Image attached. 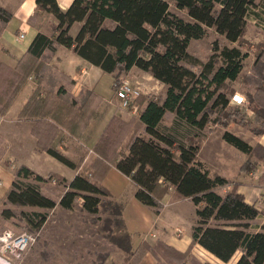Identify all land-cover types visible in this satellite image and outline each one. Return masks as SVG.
<instances>
[{"label":"trees","instance_id":"16d2710c","mask_svg":"<svg viewBox=\"0 0 264 264\" xmlns=\"http://www.w3.org/2000/svg\"><path fill=\"white\" fill-rule=\"evenodd\" d=\"M35 4L30 22L35 24L40 14H49L53 17L51 31L46 34L38 30L14 66L0 60V115L7 111L28 78H34L36 86L18 116L34 122L31 133L48 154L78 169L79 164L57 149L54 140L61 129L75 132L87 117L93 98H101L92 90L81 92L78 101L63 97L67 91L60 84L61 79L68 84L73 81L49 64L58 47L67 48L103 73L112 74L114 91L119 77L132 67L162 82L165 91L135 99L140 125L131 132L124 149L120 146L134 119L124 121L113 116L109 120L95 145L98 156L89 174L78 172L66 182L52 174L43 178L25 165L18 167L1 199L2 205H9L0 210L1 216L19 214L30 229L37 231L47 213L16 208L52 209L59 205L70 210L81 198L82 211L107 214L101 229L123 252L125 264H138L145 252L154 257L156 264H169L175 256H179L176 260L180 264H188L183 252L160 240L154 244L142 241L132 248L131 235L122 218L124 203L111 198L101 184V176L113 165L136 186L134 196L139 202L158 209L163 195L172 189L174 200L187 199L195 206L196 221L189 246L198 244L223 262L240 251L236 264H264V224L255 230L250 222L258 215L257 208L237 192L236 183L199 160L202 139L197 132L209 122L219 121L211 117L214 113L224 114L229 94L234 93L230 84L237 80L253 88L246 95L260 126L251 131L260 134L264 130V48L254 52L252 74L241 73L243 60L252 50L242 51L243 46H251L243 38L246 19L256 13L258 6L264 11V0H72L66 10H61L56 0H35ZM170 6L184 11L190 20L171 12ZM11 17L12 13L0 6V35ZM74 24H78V29L72 34ZM205 27L214 28L237 45L220 47L214 43L217 54L205 62L199 60L188 52V45L203 35ZM43 83L57 88L42 90ZM167 113L173 114L174 122L161 127ZM181 125L187 130L178 131ZM222 137L249 157L264 162V148L249 145L229 130H224ZM261 179L264 181V172ZM48 182L63 183L65 190L59 193L41 185ZM228 185L229 189L219 190ZM172 252L176 255L172 256ZM95 260L96 264H106V254L98 252Z\"/></svg>","mask_w":264,"mask_h":264},{"label":"crops","instance_id":"0c3cea01","mask_svg":"<svg viewBox=\"0 0 264 264\" xmlns=\"http://www.w3.org/2000/svg\"><path fill=\"white\" fill-rule=\"evenodd\" d=\"M71 1L72 0H56V3L61 10H66ZM0 6L12 13L11 19L0 35V60L10 66H14L27 49L38 30L46 34L50 33L41 29L37 19L35 24L31 23L29 20L36 11L35 0H0ZM46 17L51 24L53 22V17L49 14L46 15ZM77 29L78 24H74L71 28V33L75 34ZM20 33L24 34L23 38L18 37ZM245 40L253 43V40L246 36ZM254 52L253 49L248 51L247 57L243 60L244 64L241 71L243 75L252 74V64L256 59ZM245 61L249 63L247 64ZM49 64L54 67V70L58 74H64L65 77L73 81L71 84H68L65 79H61L60 84L66 88L67 93H70V95L74 97L72 99L75 101L79 99L77 95L86 90H92L101 97L100 99L93 98L92 105L87 111V117L82 121L83 123L75 132L69 133L63 129L64 132L60 131L54 140L55 147L61 150L71 160L77 162L79 167L78 169H72L39 147L36 138L31 133L34 122L30 119L19 118V111L36 84L34 79L28 78L24 86L12 100L7 111L3 115H0V135H2L6 143H8L4 158L0 160V199L4 197L9 185L14 179L16 169L21 165L27 166L31 171L43 178L52 174L64 179L66 182H69L78 172L88 173L92 162L96 156H98L95 152V145L109 120L113 116H119L124 121H128L136 113L129 109L124 110L119 108V101L115 98V91L111 97H106L97 91L95 87H93L92 78L96 73L103 72L99 67L90 64L71 50L63 46L58 47ZM133 69L134 67L129 71L132 72ZM144 74L154 79L149 73L144 72ZM109 75H111L113 79V75ZM113 81L114 79L112 80V85ZM160 87H165V85L160 82ZM55 111H58V109H55ZM249 131L248 135H242L236 132L232 133L242 138L251 146L256 145L257 147L264 148V130L260 134H255L251 130ZM64 142L72 143L73 148L69 150L68 147H64ZM203 146H205L204 143H202L199 149L198 158L206 163L211 171L218 173L230 182L236 183L237 192L243 195L247 203L253 204L257 208L259 213L254 219L250 220V222L253 228L258 230L259 227L264 224V181L261 179L264 172V162L257 159L255 156L249 157V155L232 145L227 146L229 148H227V151H224V146L222 144L219 145L218 150L216 147H209V150L205 151L206 155H209L207 159L206 157L200 156V152L202 148H204ZM50 183L52 182L43 183L41 185L48 186ZM101 184L110 192L111 198L124 203L122 218L131 235L132 248H136L142 241L152 244L156 240H161L179 251L188 249L192 239V226L196 221V214L191 221L187 235L184 234L182 228L168 231L166 227L159 226L161 230L158 234L152 231V229L156 227V221L162 220L167 214H170V216L175 217L177 220H181L182 215L179 205L182 204L183 201L189 202L187 199L174 200L172 198L173 190L169 189L160 200L162 204L160 208L156 209L145 205L139 202L134 196L136 186L126 175L121 173L113 165H109L106 172L101 176ZM229 187L228 185L222 188V191L229 189ZM59 188H61V186H59ZM131 206L138 212L142 211L145 213L148 211V208L154 209L156 212L154 220L149 214V211L148 215H144V223L146 225L148 224L149 229L145 236L137 242L132 240V233L128 227L130 219L125 216V213L131 210ZM193 209L195 213L194 205ZM148 236L154 237V240H148ZM191 249V255L197 261L201 262L200 259L202 255L214 262V264H236L240 255V251H236L229 261L223 262L198 244H194ZM153 263H155V259L149 252H145L139 262V264Z\"/></svg>","mask_w":264,"mask_h":264},{"label":"rangeland","instance_id":"374dc122","mask_svg":"<svg viewBox=\"0 0 264 264\" xmlns=\"http://www.w3.org/2000/svg\"><path fill=\"white\" fill-rule=\"evenodd\" d=\"M169 10L184 18L185 20H190L184 11L178 10L173 6H170ZM46 15L48 14H40L39 17H37V20L41 29L50 33V22L48 21ZM246 20L247 21L243 38L245 39L246 36L249 39H252L253 43H250L251 46L249 47L243 46L242 49L244 51H242L246 52L247 49H253L254 51H257L262 49L264 47L263 9L259 6L256 7V13H251ZM20 35L21 33L18 34L19 38L24 37L23 33L22 37H20ZM214 43H217V45H219L220 47H232L237 45L236 42L227 41L224 36L218 34L214 30V28L205 27L204 33L200 38L190 40V43L188 45V52L191 55L197 57L199 60L205 62L210 56L217 54L215 53L216 51L213 50ZM257 44H261L262 47H259V45ZM245 62L247 64L249 63L248 61ZM29 78H31L32 80L34 79L32 77ZM124 78L128 79L131 82H135L138 86H140V88L143 90L141 96H145L147 94H153V96H156L158 94H162L165 91V87H160V82L158 80H154L151 77H148V75L144 74L142 70L136 67H134L132 72L129 71L126 74H122L119 77V80ZM92 79L93 87H95L97 91H99L106 97L113 96V79L111 75L107 73H96ZM43 85L44 86L41 87L42 90H54L55 88H57V86L47 83H43ZM230 86L234 88V93H238L243 97V102L240 104L230 102V98L234 94L232 92L233 94H229V103L225 108L224 114L217 115L214 113L211 117V120H213V118H219V121L216 123H214L213 121L209 122L204 128L197 131L199 138L202 139L201 145L202 143L205 144V146H203L204 148H202L200 152L201 157L203 156L208 159L209 155H206L205 151H208L209 147H216V149L218 150L220 144L224 146V151H227V148H229L227 146L231 145L227 143L222 137L224 130L240 133L242 135H248V133L250 132L249 130H251L252 128H258L260 126V122L255 120L254 114L251 110L252 108L248 101L249 98L246 95L247 93H252V86L243 83L241 80L231 82ZM63 97L72 98L73 96H71L70 93H66L65 95H63ZM119 108L121 107L119 106ZM121 109L125 110V108ZM136 116L137 112L132 116V118L134 119L132 125L133 130L131 129L132 132L135 129H139L140 122L138 121ZM173 122V114L167 113L164 116L163 121L161 122V127H169L173 124ZM186 130L187 129L185 126H178V131L183 132ZM61 131L64 132L63 130ZM130 135L131 134L129 132L126 138L121 143V149L125 148ZM7 145L8 143H6L5 138L0 135V155L3 154L2 158H4V155L6 153ZM63 145L64 147H68L69 150L73 148V145L70 142H64ZM2 158H0V160H2ZM204 164L207 167V164ZM62 184L58 185L50 183L49 185H47L49 186V188H54L60 193L65 190V187ZM43 186H45L46 188L48 187L46 185ZM59 186H61V188H59ZM219 190L222 191V188ZM81 202V198L77 199L73 204L72 209L70 210H66L59 205H56L52 209L36 207L33 208L27 206L16 208L24 211L38 210L47 213L45 222L37 231L30 229L27 225L26 219L24 217L22 218L19 214L14 215L11 218H3L0 214V236L4 231L8 230L13 234H17L20 232H29L35 237L33 242L29 244L27 249L17 258H13V256H11L8 252L1 253L0 248V255H8L10 258H12V260H8L7 257V259H5L6 261L0 258V264H8V261H11L9 264H96L95 258L98 252L106 254V264H125L123 252L108 240V238L106 237V232L101 229L103 219L107 216V214L102 211H100L98 214L86 213L80 208ZM7 206L9 205H2L0 199V210ZM161 206L162 204L160 205V207ZM179 206L182 219L177 220L175 217L167 214L163 217L162 220L156 221V227L152 229L155 234H158L161 230V227L159 226L166 227L168 231L176 228H182L184 234H188L191 221L195 215L193 205L192 203L183 201V203ZM12 208L15 207L12 206ZM130 209L131 210H128L125 213V216L130 219V224L128 225V227L130 232L132 233V240L134 242H137L145 236L149 229L148 224L146 225L144 223V215H148L149 211V214L154 220L156 212L151 208H148V211L145 213L142 211L138 212L132 206ZM95 218L97 220L93 221V219ZM147 239L154 240V237L148 236ZM156 241H154L152 244H154ZM192 246H189L185 251H181L183 252L184 261H186V263L188 264H194L193 260H196L191 255ZM168 253L170 254V252ZM174 255L176 254H173L172 252V256ZM178 257L179 256L172 257L168 261V263L180 264L176 260ZM201 257L203 258L200 259L201 262L196 260L199 264H214V262H212L208 258H205L202 255ZM153 264H156V261Z\"/></svg>","mask_w":264,"mask_h":264},{"label":"built area","instance_id":"2783aa9c","mask_svg":"<svg viewBox=\"0 0 264 264\" xmlns=\"http://www.w3.org/2000/svg\"><path fill=\"white\" fill-rule=\"evenodd\" d=\"M22 33L20 37H22ZM131 82L128 79H120L118 82V86L115 90L116 98L119 100V106L121 108H132L133 112L137 111V106L134 103L135 99L142 94L143 90L140 88V86L137 85V83ZM231 102L240 104L243 102V97L240 96L238 93H234L231 98ZM34 235H32L29 232H20L17 234H13L10 231H4L0 236L1 241V253L8 252L13 258H17L20 254H22L29 244H31L34 240ZM10 258L7 256L0 255V258L3 260ZM6 261V260H5ZM11 261H8L9 264Z\"/></svg>","mask_w":264,"mask_h":264}]
</instances>
